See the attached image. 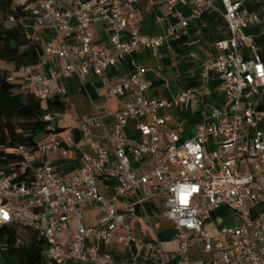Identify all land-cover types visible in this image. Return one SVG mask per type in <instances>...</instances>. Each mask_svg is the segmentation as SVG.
Masks as SVG:
<instances>
[{"label":"built area","instance_id":"obj_1","mask_svg":"<svg viewBox=\"0 0 264 264\" xmlns=\"http://www.w3.org/2000/svg\"><path fill=\"white\" fill-rule=\"evenodd\" d=\"M33 16L38 28H54L59 44L43 45L44 52L67 61L61 70L45 73L40 62L27 65L18 72L24 78L23 90L47 103L62 91L51 88L52 81L82 77L90 71L103 76L118 58L145 46L160 57L165 39L181 31L190 21L206 10L215 8L216 0H167L172 17L164 35L140 34L124 39L130 19L136 16L135 0H77L73 9H62L56 0H12ZM163 0H148L150 5ZM223 16L231 32L228 39L217 43L215 59L205 65L204 75L214 71L222 80L230 99L226 110L213 108L206 115L196 133L181 141L175 127L168 131L170 143L160 146V130L171 117L160 113L161 107L180 104L189 108L196 93L187 89L171 100L147 96L148 81L145 67L136 65L131 75L120 83L103 79L106 87L102 110H96L75 120L74 130L88 139L91 128L101 127L103 133L90 141L93 153L82 155V165L69 177L57 173L51 163L56 151L68 154L66 143L73 134L62 138L50 133L36 151L43 164L26 179L16 181L18 172L0 171V225L28 227L37 232L46 244L47 264H127L114 261L111 244L135 243L161 249L159 241L145 243L138 232L145 235V225L138 231L131 228L136 212L129 207L144 206L146 201L162 196L164 205L160 217L173 222L178 243L176 264L188 262L196 241L204 250L214 253L216 264H264V216L257 211L259 196L264 192V129L257 124L264 119V111L246 106L244 100L264 91V61L257 51L254 37L246 32L256 23L264 27V14L251 12L245 0H220ZM181 5H192L190 15L180 11ZM25 14V15H26ZM100 17L109 33V44L93 45V19ZM25 16L19 21L24 25ZM25 26V25H24ZM72 37L66 42L62 33ZM241 47L250 48L254 56L245 59ZM250 88L249 92H245ZM115 97L120 104L116 121L111 128L104 120L112 114L108 100ZM68 111H48L45 118L50 128ZM133 122L139 132L137 139L129 138L125 127ZM105 142V143H104ZM116 165L109 167L110 152ZM22 156L21 171L29 168L32 151L24 146L17 150ZM150 158V169L135 167L133 159ZM108 175L113 185L108 194L99 190L98 179ZM127 197H131L129 202ZM83 206H96V220H85ZM220 207H227L239 218L238 224H223L214 233L204 228L207 220ZM202 264H215L205 261Z\"/></svg>","mask_w":264,"mask_h":264},{"label":"crops","instance_id":"obj_2","mask_svg":"<svg viewBox=\"0 0 264 264\" xmlns=\"http://www.w3.org/2000/svg\"><path fill=\"white\" fill-rule=\"evenodd\" d=\"M58 6L62 9H73L77 6V0H56ZM215 8L206 10L198 18L190 19L188 24L179 32L165 39L160 47L161 56H155L149 47H141L133 53L123 58H118L115 65L109 67L103 76L90 71L82 77L73 75L58 81L51 82V88L56 90L61 88L59 95L64 102L68 115L56 121L64 128L59 133L62 138L73 134V141L66 143L68 154L64 155L60 150L56 151L51 163L57 173L63 177H69L79 170L82 165V155L85 152L93 153L90 141L103 133L101 127L91 128V136L88 139L82 137L81 133L74 130L75 120L86 114H91L96 110H102L105 100L106 87L103 79H108L116 84L124 81L135 70L136 65L145 67V75L148 81L147 96L155 99L166 98L173 100L181 92L192 89L196 93L195 103L189 108L180 104H173L168 107H161L160 113L171 117L169 124L160 130V146L165 148L170 143L168 131L176 126L181 141L193 136L198 127L204 121L213 108L226 110L230 106L224 89L222 80L214 72L210 71L204 75L205 65L216 58L219 50L217 43L231 36L229 28L226 26L223 16L224 6L220 0L215 1ZM136 16L128 22L124 39L132 36L133 31L140 34L164 35L170 22L173 20L167 6V0L150 5L148 0H135ZM245 6L258 14H264V0H245ZM180 11L185 15H190L192 5H181ZM24 27L28 36L37 41L40 45H46L49 42L60 43L58 33L54 28H38L35 25L33 16L27 13L24 18ZM93 45L103 47L109 44V33L105 30L100 17L93 19ZM246 32L254 37L257 51L264 61V27L252 23ZM66 42H72V37L62 33ZM241 53L245 59H251L254 56L253 51L248 47H241ZM40 65L45 73L53 70H61L66 66L67 61L54 54L44 52L40 59ZM5 67H8L7 65ZM15 80L22 82L24 78L20 73H15ZM246 88L245 92H249ZM54 95V96H56ZM109 106L112 114L105 115L104 120L109 128L116 121V112L120 107L115 97L109 100ZM246 106L256 110L264 111V91L260 89L257 93L244 100ZM258 128L264 129V119L257 124ZM124 132L129 138L137 139L139 132L136 130L133 122L125 127ZM79 136V138H77ZM46 136L42 142L46 141ZM41 142V143H42ZM105 143V142H104ZM43 157L39 151H33L29 158V170L32 171L43 164ZM135 167H144L150 169L153 163L150 158L133 159ZM116 165V157L113 151L110 152L109 167ZM99 190L103 194H108L113 185V179L106 176H100L98 179ZM131 202L132 198L127 197ZM164 198L155 196L144 204V206L133 205L129 209L136 212L135 218L131 220V228L138 231L141 225H145L146 234L138 232V235L145 243L161 244V249L149 247L147 244L139 246L135 243L125 245L118 242L111 244L114 255V261L127 264H176L177 257L174 255L178 248L175 240V227L171 220L160 217V211L163 208ZM85 220L97 219L96 206H83ZM264 192L259 196L257 211L264 212ZM239 218L234 211L227 207H220L216 210L209 220L206 221L204 228L211 233L217 231L218 226L223 224H238ZM205 261L218 262L214 253H208L204 250L202 241H196L189 254L188 262L202 264Z\"/></svg>","mask_w":264,"mask_h":264},{"label":"trees","instance_id":"obj_3","mask_svg":"<svg viewBox=\"0 0 264 264\" xmlns=\"http://www.w3.org/2000/svg\"><path fill=\"white\" fill-rule=\"evenodd\" d=\"M25 14L12 0H0V171L18 172L16 181L30 174L29 168L21 171L23 156L18 148L36 151L50 133L64 131L57 123L50 128L45 115L48 111L66 110L59 95L45 103L23 90V82L10 79L13 72L38 63L44 54L42 45L28 36L19 21ZM8 20L13 24L7 25ZM2 64L8 67H1ZM24 228L27 233L22 241L19 227L0 225L1 258L6 264H45V240L33 229Z\"/></svg>","mask_w":264,"mask_h":264},{"label":"rangeland","instance_id":"obj_4","mask_svg":"<svg viewBox=\"0 0 264 264\" xmlns=\"http://www.w3.org/2000/svg\"><path fill=\"white\" fill-rule=\"evenodd\" d=\"M6 24L7 25H12L13 24V22H10L9 20L6 22ZM6 65H4V64H2L1 65V67H5ZM261 216H264V212H262L261 211ZM20 228V230H19V232L21 233V235H20V237H21V239H22V241L23 240H25V235H26V230H25V228L24 227H19ZM0 264H6L4 261H3V259L1 258V256H0ZM45 264H47V258L45 259Z\"/></svg>","mask_w":264,"mask_h":264}]
</instances>
